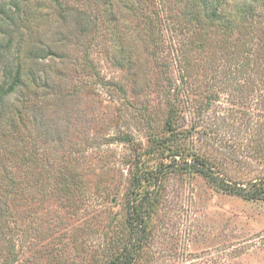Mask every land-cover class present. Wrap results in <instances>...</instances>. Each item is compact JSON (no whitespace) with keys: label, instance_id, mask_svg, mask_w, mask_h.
I'll return each instance as SVG.
<instances>
[{"label":"rangeland","instance_id":"obj_1","mask_svg":"<svg viewBox=\"0 0 264 264\" xmlns=\"http://www.w3.org/2000/svg\"><path fill=\"white\" fill-rule=\"evenodd\" d=\"M17 68L0 264H107L139 176L151 208L130 264H264V202L167 158L264 180V0H0V83Z\"/></svg>","mask_w":264,"mask_h":264},{"label":"trees","instance_id":"obj_2","mask_svg":"<svg viewBox=\"0 0 264 264\" xmlns=\"http://www.w3.org/2000/svg\"><path fill=\"white\" fill-rule=\"evenodd\" d=\"M4 80L0 83V123L3 117V101L13 93L17 88L22 86L21 70L17 68L14 75L3 71ZM7 81V82H6ZM169 130H172L169 125ZM172 132V131H171ZM167 158L176 164L175 168H183L189 172L201 176L204 180L216 186L220 191L227 195L236 196L246 201H262L264 202V180L248 181L245 183H229L212 172V166L205 160V158L186 151L182 148L175 147V150H170ZM178 160V161H176ZM160 173L163 169L169 168V165L163 166L161 164ZM159 173V174H160ZM162 175V174H161ZM163 176V175H162ZM144 179V177H143ZM142 177H135L132 181V188L128 193L127 200V225L129 228V243L123 248L115 257L107 264H130L132 258V248L130 244V236H138L139 232L144 231V221L148 215L151 205L149 203L148 191L138 192ZM135 190V191H134Z\"/></svg>","mask_w":264,"mask_h":264}]
</instances>
